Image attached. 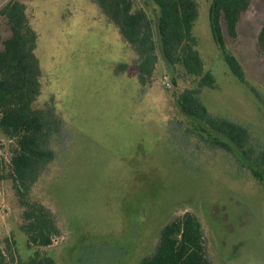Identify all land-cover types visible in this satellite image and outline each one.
Wrapping results in <instances>:
<instances>
[{"label":"rangeland","instance_id":"obj_1","mask_svg":"<svg viewBox=\"0 0 264 264\" xmlns=\"http://www.w3.org/2000/svg\"><path fill=\"white\" fill-rule=\"evenodd\" d=\"M21 1L38 33L37 105L59 120L55 158L33 195L48 197L62 233L48 247L28 243L22 225L31 216L11 175L14 143L0 133V264H27L36 251L56 264H139L187 210L202 224L212 263L264 264V186L183 114L178 96L197 81L159 52L152 83L142 87L132 49L94 0ZM197 2L193 33L215 78L202 100L213 115L248 126L264 150V0H252L235 39L224 27L241 76L212 36L211 0ZM8 35L1 15L0 39Z\"/></svg>","mask_w":264,"mask_h":264},{"label":"trees","instance_id":"obj_2","mask_svg":"<svg viewBox=\"0 0 264 264\" xmlns=\"http://www.w3.org/2000/svg\"><path fill=\"white\" fill-rule=\"evenodd\" d=\"M101 12L118 29L135 55L134 66L142 87L152 83L159 59L180 65L197 82L178 96L183 114L198 134L231 152L264 186V150L257 146L248 126L213 115L204 104L203 88L214 87L215 78L205 67L193 26L199 14L197 0H94ZM252 0H211L209 20L212 36L235 74L242 69L229 51L224 27L231 38L238 36V23ZM9 35L0 39V133L14 143L12 177L19 204L31 219L22 225L28 243L40 247L53 244L62 233L59 213L42 196L34 197L33 187L55 158L53 136L59 120L53 110L37 105L42 93V69L37 55L38 33L27 7L10 0L1 10ZM264 57V26L257 35ZM0 253V260H1ZM27 264H56L48 254L36 251ZM139 264H214L205 256L204 231L191 211L168 222L162 229L156 250Z\"/></svg>","mask_w":264,"mask_h":264}]
</instances>
